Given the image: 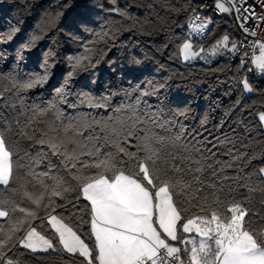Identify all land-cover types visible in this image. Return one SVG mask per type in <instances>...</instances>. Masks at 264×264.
Instances as JSON below:
<instances>
[{
    "label": "snow or ice",
    "instance_id": "1",
    "mask_svg": "<svg viewBox=\"0 0 264 264\" xmlns=\"http://www.w3.org/2000/svg\"><path fill=\"white\" fill-rule=\"evenodd\" d=\"M228 2L231 8L221 0L215 6L226 13L235 9L241 29L255 36L247 25L264 22V15ZM209 23L198 15L189 18L183 61L205 58L191 38ZM98 36L105 43L110 38L107 32ZM94 43L69 58L64 84L43 106L29 104L24 94L47 81V70L26 78L0 74V264H19L9 256L18 248L78 256L80 264H264V216L229 183V170L238 182L250 181L252 172L241 174L264 151L249 153L235 129L229 134L221 124L210 130L206 120L190 127L187 110L150 103L147 98L157 95L151 82L99 96L80 92L69 100L68 81L85 62L92 65ZM227 45L225 36L211 54ZM259 51L252 63L264 74V43ZM242 83L253 91L247 80ZM78 105L90 111L71 115L62 107ZM258 120L264 125V113ZM255 174L261 186L243 187L264 193V166ZM81 197L88 202L91 246L55 214L57 207L78 208Z\"/></svg>",
    "mask_w": 264,
    "mask_h": 264
},
{
    "label": "trees",
    "instance_id": "2",
    "mask_svg": "<svg viewBox=\"0 0 264 264\" xmlns=\"http://www.w3.org/2000/svg\"><path fill=\"white\" fill-rule=\"evenodd\" d=\"M198 7L196 0H0V74L26 78L47 70V81L24 94L29 104L43 106L64 84L71 70L69 58L83 54L86 42L96 41L90 45L92 65L85 62L68 81L69 100H75L80 92L99 96L137 85L143 88L151 82L157 95L147 98L150 103L187 110L190 127L200 128V121L206 120L205 127L210 130L221 124L229 134L235 129L239 138L250 145L246 149L249 153H260L264 151V126L257 113L264 112V74L252 73L248 63L227 57L211 64L181 59V44L188 35L180 28ZM205 18L211 23L203 35L192 38L195 49L206 50L225 36L228 44H233L241 34L233 17L208 13ZM105 32L110 36L106 43L98 36ZM29 41L30 47L25 48ZM244 80L252 92L245 93ZM118 99L114 97L113 103ZM62 107L71 115L90 111L86 105ZM262 166L264 156L258 155L241 174L243 177L252 172L250 181L238 182L229 170L233 176L229 183L238 195L250 196V206L264 216L260 207L264 193L249 194L243 187L244 183L261 186L255 172ZM75 195L70 194L74 203ZM87 203L81 197L78 208L57 207L55 214L62 215L91 246L92 241L87 239L90 224L85 223L89 220ZM38 212L42 217L46 215L43 208ZM0 223H4L2 218ZM252 223L258 225L259 220ZM9 256L19 264H80L81 259L23 248L13 249Z\"/></svg>",
    "mask_w": 264,
    "mask_h": 264
},
{
    "label": "built area",
    "instance_id": "3",
    "mask_svg": "<svg viewBox=\"0 0 264 264\" xmlns=\"http://www.w3.org/2000/svg\"><path fill=\"white\" fill-rule=\"evenodd\" d=\"M196 1L199 3V7L192 10L191 13L188 15V17L185 19L184 23L180 28V32L182 34L189 35V28L187 25L190 17H194L198 15L202 19H205V15L208 13L217 14V15L220 14V10H218L215 6L217 0H196ZM221 2H224L226 7L231 8V4L228 2V0H221ZM235 3L238 7H241V9H243V7L251 6V8L255 12V15L257 16L264 15V2H262V0H235ZM230 12L231 13L229 16L235 18L237 25L241 30L240 36L234 42L237 45V50L231 51L230 49L232 48V44H228L226 48L221 46L217 50L216 54L212 55L211 54L212 50L217 45L218 43L217 42L203 51L206 52L203 56L205 58H201L200 60L199 59L197 60L207 64H211L213 62H216L220 57H227L230 61H239V62L248 63L249 70L252 73L259 72L251 64V59L260 54L259 44L264 43V22L253 19L251 24L247 25L250 28V30H255L256 32L255 36H251L245 33L241 29L240 27L241 21L236 18L238 13L235 11V9H232V11ZM240 15L246 16L249 15V13H245L241 11ZM258 24L259 27H257Z\"/></svg>",
    "mask_w": 264,
    "mask_h": 264
},
{
    "label": "rangeland",
    "instance_id": "4",
    "mask_svg": "<svg viewBox=\"0 0 264 264\" xmlns=\"http://www.w3.org/2000/svg\"><path fill=\"white\" fill-rule=\"evenodd\" d=\"M230 13H231V12H227V13H226V12H221V11H220V14H221V15H224V16H229ZM206 19H207V18H206ZM209 24H210V23H209ZM209 24H208V26H209ZM189 38H190V37H189V35H188L187 38L183 41V43H184L186 40H188ZM223 38H224V37H223ZM223 38H222V39H223ZM191 39H192V38H191ZM222 39H221V40H222ZM221 40H220V41H221ZM218 42H219V41H218ZM183 43H182V44H183ZM182 44H181V46H182ZM194 50H195V51H199L200 49H195V48H194ZM205 53H206V52H203L201 55L204 56ZM253 58H254V57H253ZM253 58L251 59V64H252V65H253V63H252ZM181 59H182V57H181ZM197 59L200 60L201 58H197ZM197 59H195V60H197ZM182 61H183V59H182ZM192 61H193V60H192ZM183 62H185V61H183ZM253 66H254V65H253ZM254 68H255V66H254ZM255 69H256V68H255ZM244 91H245V89H244ZM245 93L247 94V93H250V92H246V91H245ZM260 113H264V112H259V113H257V117H258V115H259Z\"/></svg>",
    "mask_w": 264,
    "mask_h": 264
},
{
    "label": "crops",
    "instance_id": "5",
    "mask_svg": "<svg viewBox=\"0 0 264 264\" xmlns=\"http://www.w3.org/2000/svg\"><path fill=\"white\" fill-rule=\"evenodd\" d=\"M262 126H264V125H262Z\"/></svg>",
    "mask_w": 264,
    "mask_h": 264
}]
</instances>
